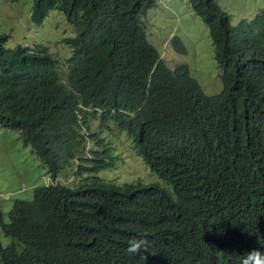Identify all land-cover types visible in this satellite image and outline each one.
<instances>
[{
  "label": "trees",
  "instance_id": "trees-1",
  "mask_svg": "<svg viewBox=\"0 0 264 264\" xmlns=\"http://www.w3.org/2000/svg\"><path fill=\"white\" fill-rule=\"evenodd\" d=\"M154 0H34L33 21L39 24L52 9L59 10L72 25L74 34L63 37L72 48L64 64L45 47H4L5 35H0V125L19 130L21 142L35 150L37 158L54 179L66 176V167L73 163L75 150H59L61 140L66 145L67 121L71 115L89 111L83 118L73 119L75 148L85 138L96 139L100 149L91 152L85 164L77 157L82 174L79 186L63 181L37 184L32 199L16 198L5 221L0 210V264H112L113 256L143 261L127 251L124 222L137 225L149 237L156 236L164 215L183 220L186 228L198 227L213 203H203L187 192L208 186L216 193L214 202H227L234 197L250 198L249 202H264V190H252L250 177L258 173L263 148L242 139L236 149L214 143L225 126L212 125L195 118L187 103L177 94L167 95L158 83L171 78V71L161 60L155 46L148 41L144 16ZM199 11L217 42L218 58L226 70L227 84L255 115L264 121V81L255 64L242 63L244 49L264 54V8L251 19H241L233 30L239 41L223 38L221 33L230 15L220 8L217 0H189ZM247 35L248 41L243 46ZM264 59V57H263ZM168 70V71H167ZM97 119V124L91 123ZM136 124L152 131L160 127L179 137L183 152L172 153V166L153 164L143 157L151 170H170L165 179L180 192L176 205L160 193L153 198L148 185L135 187L127 181L107 178L100 174L116 156L108 145V135L125 130L134 136ZM85 133L80 132L81 129ZM22 131H21V130ZM150 138H154L152 135ZM54 143L58 153L47 156L44 141ZM74 148V149H75ZM68 151V152H67ZM217 159L224 168L204 172L202 165ZM48 174V175H49ZM264 189V180L262 183ZM142 192H145L143 194ZM178 226L172 225L161 242L172 248L178 243ZM234 237L224 231L206 246L188 238L175 264H225L216 245H231ZM254 249L264 251V239L257 236ZM113 251V254H112ZM148 257V256H147ZM158 264H174L162 261Z\"/></svg>",
  "mask_w": 264,
  "mask_h": 264
},
{
  "label": "clouds",
  "instance_id": "clouds-1",
  "mask_svg": "<svg viewBox=\"0 0 264 264\" xmlns=\"http://www.w3.org/2000/svg\"><path fill=\"white\" fill-rule=\"evenodd\" d=\"M138 1L140 2L142 0H138ZM153 3L154 5L148 8V10L157 7L156 0H154ZM188 3L191 9L195 13L201 16L205 25L208 28V25L204 20V18L202 17V15L200 14V12L196 11L192 7L189 0ZM167 4L171 6L170 2H167ZM33 5H34V0H32V6L30 10V16L32 21H33V17H32ZM220 8L223 9L221 6ZM223 10L226 13H228L225 9ZM260 10L261 8L253 12L252 15L248 17H243L242 19H247V20L251 19ZM146 14L147 12L145 13V15H143L145 30H146V21H147L145 20ZM240 20L241 19H239V21ZM41 22L39 24L35 22L34 23L36 25H40ZM237 23L236 24L232 23L229 18V23L226 25L225 29L221 33L222 37L233 38L237 43H240L238 31L232 29L233 27L238 26ZM208 31L213 46L214 58L217 63L218 76L221 79V88L216 92L208 93L203 89L197 77L191 72L190 66L187 62L176 60L174 64V63H167L165 61L161 52H165L168 49L170 50L169 44H171L173 41H177L178 43V46L174 47V50L176 52L184 53L186 51V46L183 40L180 38V36H178L173 31H170L168 35H165L163 41L161 42V45H163L165 51H160V48L156 46L149 39L146 30L148 41L155 46V49L158 54V58L162 61L159 69H157L156 71H160L163 64L171 71V78L161 80L158 83V88H163L167 95L177 94L180 98H182V100H184L187 103L186 108L190 109L195 113L196 119L206 120L207 122H210L212 125L225 126V131L216 140L213 139L206 141L200 140L197 141V143L198 142L214 143L217 140H226L223 146L226 149L233 150L236 149V144L245 138L248 143L252 145L253 144L257 145L259 149L263 148L262 160L258 166L259 172L252 175L249 179L252 186V190L257 193L259 190H264L262 187V183L264 180V121L261 117L255 115L254 111L250 107L245 105L244 102L241 100V98L236 95L235 87L229 86L227 84L226 70L222 66L218 58V51L216 46L217 42H215L212 39L210 29H208ZM0 35H5L4 47L6 48L12 49L17 45L31 46V47L36 45H41L42 47H45L46 50L53 57L59 60V57H56L55 55H53L52 52L49 51L47 44H44L42 42L34 43L31 45L17 43L13 47H9L6 45V42L10 37V34L6 32H1ZM243 38L245 42L241 46L251 42L248 41L247 35L244 34ZM62 39L63 37L60 39V42L61 41L63 42ZM63 43L66 44L65 42ZM243 52L244 54L242 55V57H240L241 62L248 64H255L256 69L261 71L259 75L260 80L264 81V59H263L264 54L256 53L251 48H246L244 49ZM71 53H72V48H71ZM69 56L63 58L62 62H60L59 60V63L64 64L65 59L68 58ZM88 112L89 111L77 115H71L68 118L66 145L61 140V147L59 150L66 151L68 150V148H72L73 150H75V155L72 157L73 163L70 159V163H68V166L65 168L66 171L69 169V171L66 172V176L60 174L57 177V179L56 177L53 179L51 175L47 173V180L43 184H47L52 178V182H56V180L57 181L60 180L70 185L71 187L79 186L80 183H78L77 181L79 180V178H83L84 171L80 175L75 174V170L79 168L77 166L78 161L76 160V158L77 157L83 158L82 161L85 163L82 165L83 170H85V168L88 167L89 165L91 166L94 165L95 162H90L91 152L100 149V144L97 143L96 139L85 138L82 145L79 146L78 148H75V145L73 144L74 140L79 136V135H74L72 133L74 129L73 119L75 117L84 119L87 116ZM90 122L97 124V119H92ZM0 127L2 126L0 125ZM80 132L85 133V130L82 128ZM104 134L108 136V142H109L108 145L110 146L111 150L114 152L116 158L110 166L103 168L102 170L111 168L112 165H114L115 167V163L122 157V155H119L118 153V149L120 148L117 149L113 139L111 138L112 135H108L106 131H104ZM119 134L124 147L127 150L134 153L144 163L145 165L144 171L145 174L148 173V179L150 178L153 179L151 182H142L140 181L142 179H140L139 177L132 178L133 176H129L128 180H123L120 177L119 178H111L109 176L106 177L109 178V180L118 179V180L127 181L129 184L139 188H141V186L148 185L149 189L146 191H148L153 198L160 197L157 195V193H160L168 201L176 205H179L178 199L180 192L175 191L173 186L170 185V182L165 180L168 177L170 170L162 169L158 171H153L151 170L149 165L146 162H144L143 157L144 156L146 157L148 155L147 157L148 160L153 164L172 166L173 163L172 153L174 152V149L177 148L183 152V143L181 139L179 137H172L171 133L166 131L165 133H162L161 128L158 126L152 127V131H149L137 124H136L134 136H130L125 130L120 131ZM151 135L154 137L153 139L150 138ZM43 143L44 145L42 146V148L44 150L45 155L51 156L58 153V149L55 148L53 142L45 140ZM28 146L31 148L33 154L37 156L33 147L30 145ZM223 166L224 165L220 164L217 159L213 158L209 162L204 163L202 165V171L218 172L224 168ZM70 179L72 182H74V185L70 184ZM131 179L133 180L138 179V181L137 182L133 180L130 181ZM142 193L145 194V192ZM187 193L194 196L200 202L213 203V207L208 208L206 210V213L203 216L201 223L198 227L186 228L183 226V220H179L175 217L163 214L164 220L159 226L156 236L149 237V235L144 234L142 231H140L139 227L135 225V223H133L132 226H129L127 224L130 219L129 217L124 222V226H125L124 237L126 239V244L128 247L127 251L130 254L137 255L144 260L139 261V260L127 259L122 251L120 254L116 255L115 257L113 256V259L111 260L112 264H158L157 263L158 257L162 261L165 262L170 261L175 264V258L179 254V250L182 248V245L188 238H191L199 246H206L208 244L213 243L216 240V238L220 236L222 231H224L227 236L234 237L231 245H227L226 243H221L216 245L217 251L223 255L225 264H264V251H261L260 249H254L257 246L254 245V241L256 237L261 236V238L264 239V202L254 201L253 203H250L249 202L250 198L246 199L241 197H234L228 200L227 202H214L215 197L217 195L216 193L211 191L207 185L203 186L197 191L187 192ZM15 199L12 201V203L15 201ZM31 199L32 197L30 198V200ZM12 203L7 211H3L2 208L0 207V210L3 213V218L5 221L8 220V214L12 206ZM5 215L7 216V220L5 219ZM172 225L178 226L180 228H179L178 243L176 244L175 247L170 248L167 245H164L161 242V240L164 233ZM0 234L4 235L1 230H0Z\"/></svg>",
  "mask_w": 264,
  "mask_h": 264
},
{
  "label": "rangeland",
  "instance_id": "rangeland-1",
  "mask_svg": "<svg viewBox=\"0 0 264 264\" xmlns=\"http://www.w3.org/2000/svg\"><path fill=\"white\" fill-rule=\"evenodd\" d=\"M171 3V6L167 4ZM219 5L230 14V20L236 24L239 19L248 17L264 7V0H217ZM157 7L149 9L146 14V30L149 39L165 51L161 42L170 31L183 40L186 51L178 53L174 47L177 41L169 44V49L161 52L167 63L185 61L191 72L197 77L203 89L216 92L221 88L217 63L209 31L200 15L189 6L188 0H156ZM32 0H0V33L10 34L6 45L13 47L17 43L31 45L44 43L60 62L71 54V48L60 39L73 34V27L65 16L56 9L50 10L40 25H36L30 16ZM119 155L122 157L111 168L101 170L100 174L111 178L128 180L139 177L142 182H151L145 165L139 157L127 150L122 144L119 132L111 136ZM69 169L66 171L68 172ZM152 177V176H151ZM47 180L45 166L36 158L28 145L21 142L18 132L0 127V207L7 211L15 198L30 199L33 187ZM131 179L130 181H132ZM135 182L138 179L133 180ZM70 184L74 182L70 179ZM7 220V216L5 215ZM3 243L6 237L0 234Z\"/></svg>",
  "mask_w": 264,
  "mask_h": 264
}]
</instances>
